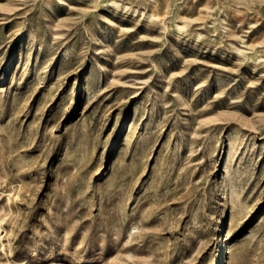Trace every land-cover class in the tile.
<instances>
[{
  "label": "rangeland",
  "instance_id": "374dc122",
  "mask_svg": "<svg viewBox=\"0 0 264 264\" xmlns=\"http://www.w3.org/2000/svg\"><path fill=\"white\" fill-rule=\"evenodd\" d=\"M0 264H264V0H0Z\"/></svg>",
  "mask_w": 264,
  "mask_h": 264
}]
</instances>
